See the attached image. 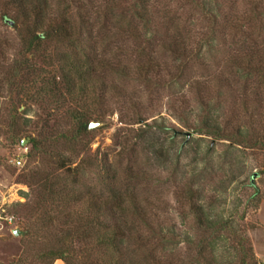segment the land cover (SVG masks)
Masks as SVG:
<instances>
[{
  "label": "rangeland",
  "instance_id": "1",
  "mask_svg": "<svg viewBox=\"0 0 264 264\" xmlns=\"http://www.w3.org/2000/svg\"><path fill=\"white\" fill-rule=\"evenodd\" d=\"M37 1L27 0V5L35 6ZM132 4L134 7L127 12ZM42 8L46 21L65 14L75 24L79 22V13H86L97 50L107 61H117L131 69H136L142 59L132 52L130 41L124 44L116 40L106 45L100 38L107 37L102 26L106 8H113V22L124 21L125 26L127 21L134 20L140 26L146 58L153 69H161V85L167 80L166 86L148 90L136 80H118L109 75L108 81L115 80L121 87L123 98L113 94L114 98L95 108L99 115L104 111L112 113L89 121L96 124L90 129L93 132L90 155L98 152L99 158L104 154L115 157L121 151L116 143L122 141L125 149L134 144L137 163L145 164L148 180L134 191L141 206L149 212L158 235L145 241L140 251L134 242L126 240L123 251L126 263L207 264L196 262L200 251L197 243L204 237L200 229L205 227L203 217H206L213 223L212 227L222 228L219 238L209 248L213 264H238L244 253L261 264L264 260V0H46ZM14 15L11 0H0V264H39L35 252L30 250V255L27 244L12 234L15 228L24 231L17 213L23 211L20 209L29 203L31 195L20 179L26 170L24 155L30 141L27 136L33 133L28 125L41 117L43 108L30 100L31 84L15 90L2 79L8 71L3 67L12 63L21 47L22 20L13 18ZM113 27L111 24L110 31ZM114 37L113 32L112 41ZM174 42L181 52L178 59L162 47L164 43ZM231 54L240 58L251 55L248 68L251 73H235L230 77L232 66L228 55ZM180 66L185 71L177 80L174 75ZM221 73L235 87L234 104L225 88L220 98L216 95L223 82L214 79ZM197 84L205 87L221 119L232 122L229 138L217 139L194 131L201 113L195 103ZM203 89L200 91L205 95ZM182 96L190 99V106L183 103ZM169 101L175 108L187 107L185 118L191 128L183 126L185 118L179 119L172 112ZM15 112L20 124L26 125L18 145H13L6 135L7 119ZM177 131L181 134H176ZM185 133H189L188 138ZM139 134L144 135L143 139L137 138ZM156 139L168 149L157 160L149 146ZM17 157L23 159L19 167L13 163ZM74 161L73 166L80 162V157ZM83 167L84 164L79 167L83 171L80 180L93 182L96 175L93 167ZM68 174L73 177L78 172L72 170ZM6 218L12 219L10 224ZM141 233L143 237L149 234L144 228ZM82 255L79 254L76 264H96L99 256L88 259Z\"/></svg>",
  "mask_w": 264,
  "mask_h": 264
},
{
  "label": "trees",
  "instance_id": "2",
  "mask_svg": "<svg viewBox=\"0 0 264 264\" xmlns=\"http://www.w3.org/2000/svg\"><path fill=\"white\" fill-rule=\"evenodd\" d=\"M42 4L45 5L46 0H38L31 7L27 5V0H11V8L16 14L13 18L22 20L19 29L21 47L12 63L3 67L8 71L2 75V79L15 90H22L25 84H31L33 91L30 100L34 105L43 107L41 117L28 125L33 133L27 136L30 141L24 155L26 170L20 179L27 185L31 195L29 203L20 209L23 211L17 213L23 221L22 229L26 232L19 240L27 244L30 255V250L35 252L34 257L39 264H53L56 260L64 264H76L80 253L88 259L99 255L96 264H127L123 256L126 240L134 242L137 251H140L145 241L158 235L155 226L151 224L149 212L141 206L134 191L139 184L148 180L146 170L143 169L145 164L137 163L135 145L125 149L121 146L125 143L122 141L116 143L120 145L121 151L115 157L110 158L104 154L99 158L98 152L90 155L88 151L93 132L89 129V121L112 113L104 111L99 115L95 113V108H100L114 98L113 94L118 93L123 98L121 87L115 80L110 83L107 79L109 75L118 80H136L148 90L152 87L161 88L164 84L166 86L167 80L161 85V69H153V64L146 58L141 44L142 35L139 34L140 26L134 20L127 21L125 26L124 21L113 22V8H106L102 26L107 30V37L100 38L106 45L116 40L124 44L130 41L134 49L132 52L142 59L136 69H131L117 61H107L97 50L90 17L86 13H79V22L75 24L65 14L58 19L46 21ZM133 7L134 4L127 12ZM64 11H67L66 7ZM111 24L114 27L110 31ZM143 26L147 27L145 24ZM113 32L115 37L112 41ZM175 43H164L162 47L178 59L177 55L181 52ZM49 49L52 51L48 52ZM228 58L232 66L231 71H228L230 77L235 73H251L248 69L251 55L240 58L239 55L231 54ZM179 70L174 75L177 80L182 77L185 67L183 69L180 66ZM214 80L223 82L218 86L217 97L222 96V89L225 88L234 104L235 87L229 78H224L221 73ZM203 88L201 85L197 88L195 103L199 105L201 113L198 115L200 122L195 125L194 131L217 139H227L232 122L221 119L215 105L208 99L209 93ZM200 89L204 90L205 95ZM182 99L186 106H190V99H185V96ZM171 103L169 101L172 112L179 119L185 118L187 107L179 109ZM219 104L217 102V106ZM15 115L16 112L11 113L10 119H7L9 124L6 135L13 145H18V138L25 133V124L21 125L19 116ZM187 120L184 119L183 126L191 128ZM143 136L139 134L137 138L143 139ZM149 146L156 160L159 154L168 151L158 139ZM177 150L180 152V149ZM79 157L80 162L73 166L74 159ZM123 160H126L125 164ZM83 164L84 169L93 167L96 172L93 182L80 180L79 175L83 171L79 167ZM72 170L78 172V177L68 174ZM203 220L205 227L200 231L204 237L197 243L200 251L196 262L213 264L209 248L219 238L222 228L212 227L213 223L206 217ZM141 228L149 234L143 237ZM76 245H83V250ZM238 264L260 263L252 255L244 253Z\"/></svg>",
  "mask_w": 264,
  "mask_h": 264
},
{
  "label": "water",
  "instance_id": "3",
  "mask_svg": "<svg viewBox=\"0 0 264 264\" xmlns=\"http://www.w3.org/2000/svg\"><path fill=\"white\" fill-rule=\"evenodd\" d=\"M95 126H96V124L91 123V124L89 125V129H93ZM185 135H186L187 138H188L189 133H185ZM22 143H23V141H22ZM12 234H13L14 237H22V236L25 235V231H22V230L19 229V228H15V229L12 231Z\"/></svg>",
  "mask_w": 264,
  "mask_h": 264
},
{
  "label": "built area",
  "instance_id": "4",
  "mask_svg": "<svg viewBox=\"0 0 264 264\" xmlns=\"http://www.w3.org/2000/svg\"><path fill=\"white\" fill-rule=\"evenodd\" d=\"M13 163L15 166L19 167V166L23 165V159L21 157H17L13 160ZM11 220H12L11 218H6V221L8 222V224L11 223ZM261 264H264V263H261Z\"/></svg>",
  "mask_w": 264,
  "mask_h": 264
},
{
  "label": "crops",
  "instance_id": "5",
  "mask_svg": "<svg viewBox=\"0 0 264 264\" xmlns=\"http://www.w3.org/2000/svg\"><path fill=\"white\" fill-rule=\"evenodd\" d=\"M262 263H264V260ZM53 264H64V263L61 260H56Z\"/></svg>",
  "mask_w": 264,
  "mask_h": 264
}]
</instances>
